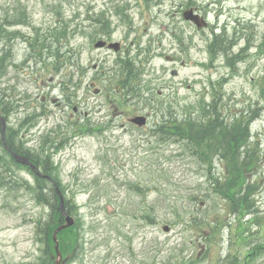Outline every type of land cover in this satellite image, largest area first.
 Segmentation results:
<instances>
[{"label":"rangeland","instance_id":"rangeland-1","mask_svg":"<svg viewBox=\"0 0 264 264\" xmlns=\"http://www.w3.org/2000/svg\"><path fill=\"white\" fill-rule=\"evenodd\" d=\"M177 1L147 6L152 32L164 22L171 25L173 18L178 21L173 14ZM101 2L0 0L4 136L30 156L47 159L51 175L64 189V200L72 204L74 224L56 233L63 264H233L229 252L237 249L243 256L246 247L230 241L237 233L233 236L228 228L218 243L214 233L219 230L209 226L222 202L209 191L205 167L192 157L188 145L167 139L154 125L170 113L200 117L209 104L225 114L257 107L259 116L251 129L264 149V110L258 107L264 85V0H223L208 8L215 32L232 34L228 52L220 50L218 41L215 56L210 55L207 44L215 32L209 29L192 41L184 37L192 31L186 23L176 24L174 33H162L152 44L166 53L172 46L182 48L184 41L186 51L175 62L166 60L164 53L152 55L151 47L138 51L149 37L139 8L117 14L115 4L106 6L114 12L107 17L116 38L124 39L126 25L135 18L143 33L139 42L134 39L130 45L127 36L120 54L95 48L97 26L88 19L91 10L99 14L105 6ZM60 32L66 34L57 40ZM130 58L145 66L144 75L134 80L133 94L109 93L108 101L87 86L93 81L97 87L113 88L121 60ZM173 66L176 75L170 73ZM42 94L61 103L49 97L41 101ZM141 112L149 116L147 126L126 122V115ZM0 143V264H40L46 253L56 257L55 241L44 240L39 230V221L48 220L50 212L35 199L31 170L9 162L1 132ZM260 188L257 200L264 209V180ZM164 224L169 225L167 231ZM252 264H264V254Z\"/></svg>","mask_w":264,"mask_h":264},{"label":"trees","instance_id":"trees-1","mask_svg":"<svg viewBox=\"0 0 264 264\" xmlns=\"http://www.w3.org/2000/svg\"><path fill=\"white\" fill-rule=\"evenodd\" d=\"M126 66L130 64L126 63ZM124 69L130 77L131 69L128 67ZM126 81L128 80L124 79L121 82ZM260 88L262 97L260 106L264 110V85ZM256 108L250 107L233 114H225L214 104L210 107L206 105L203 106L200 117L186 114L184 118L177 119L170 113L159 125V129L170 134L174 140L184 141L189 146L192 157L204 165L209 191L217 193L222 202V208L216 213V217L209 219V226L220 232L226 224L232 232L237 233L236 236L233 233L234 238L231 242L246 247L243 256L238 253L232 255L233 262L254 259L264 254V209H261L257 200L264 180V149L251 129L253 120L259 116L260 108ZM254 110L257 111L252 112ZM7 144L13 148L10 142ZM10 161L19 164L13 157ZM43 162V172L50 174L52 167H49L48 160L44 158ZM3 169L10 171L9 168ZM36 181L32 191L35 199L38 203L48 206L50 212L48 220L44 223L39 221V230L44 240L51 243L53 230L63 222L64 216L59 206L56 187L38 176ZM56 184L63 192L64 189L58 180ZM65 207L68 213H73L71 202L66 200ZM220 217H225V221L221 222ZM61 233L62 231L59 235ZM214 234L219 237L216 232ZM216 236L212 239L214 240ZM219 240L218 238L217 241ZM61 243L60 241V249ZM42 258L40 264L52 263L50 252Z\"/></svg>","mask_w":264,"mask_h":264},{"label":"flooded vegetation","instance_id":"flooded-vegetation-1","mask_svg":"<svg viewBox=\"0 0 264 264\" xmlns=\"http://www.w3.org/2000/svg\"><path fill=\"white\" fill-rule=\"evenodd\" d=\"M161 1L163 2V0H161ZM217 1L221 2L223 0H181V1L178 0L177 3H176V9H175V12H174V14L177 15V17L179 18L178 21L173 19V23H171V25L170 24L166 25V24L162 23L161 26H164V27H161L160 29H158V32L174 33L176 31V29H177L176 24L182 22V23H186L187 25L192 27V31L188 34L187 37H186V35L184 36V34L182 33L183 36L185 37V39L186 40H191L192 38H196V36H197V34L199 33L200 30L191 21L185 20L183 18V12L186 9H192L194 13H197L200 16H202L205 19H207L208 25H207L206 28L209 29L210 32L211 31L215 32L217 25L212 23L210 21V19L207 17V10H208V8H211V5L212 6H216L217 5V3H216ZM153 3H156L157 5L160 4L159 0H103V4H105L107 6L115 4L116 7L114 8V11H116V12H118L119 8L124 9V10H129V9H132V8L135 9L136 6L140 7V9L141 8H146L148 5H151ZM104 8H105V9H103L104 11L99 13L100 14L99 17H97L96 19L95 18H89L88 20L91 21V25H96L97 26L94 29V31H96V34H97L98 38H101V39L106 41V45L104 47H102L101 49H106L107 51L111 52V49L107 47V43H109L110 41H116L117 38L114 35L116 32L111 30L112 29L111 28V23H110V21H109V19L107 17L109 11L107 10V7L104 6ZM151 22H152V20H150V26H151ZM136 23L137 22L135 21V18H134L133 20H130V23H128L129 27L125 24L126 25V29H127V32H126L127 35H125L124 39L123 38H119V42L121 43L120 46H119V50H121V52L125 51V40H126L127 36H129L131 38L130 42H131L132 45L134 43V39L137 40V39L140 38V36H142V30H141L140 24L136 25ZM89 26L90 25H88V27ZM142 29L145 32L147 31L146 27H143ZM113 30H116V29H113ZM211 34H212L213 39L215 41H219L218 39H219L220 36L217 33L214 35V33L211 32ZM159 37H161V34L156 36V38H159ZM173 39L176 41V44H177L178 38L175 35H173ZM181 39L182 38H180V40ZM182 42H183L182 43V48H178V47L173 48L174 46H172V50H170V51L168 50L166 54L164 52H162V53H164V55L168 54L172 58L182 57L183 56V52L186 51L184 49L185 48L184 41H182ZM93 68H97V67L94 66ZM41 83H43V79H42ZM48 97H49L48 94L40 95L41 101L47 100ZM52 99H54V98H50L51 101H52ZM60 103L61 102L58 101V100H56V102H55L56 105H59ZM73 110L75 111L74 112L75 115L78 114V112H76L77 111L76 107L73 108ZM132 115H133V113H130L129 115H126V122L128 124H131V125H133V123L130 120ZM134 115H136V114H134ZM83 123L85 124L84 121H83ZM1 139H2V137H1ZM4 139H5V142H6V136H4ZM8 142H10V140ZM20 147L21 146L15 147L16 148L15 150H17V152L22 150V149H20Z\"/></svg>","mask_w":264,"mask_h":264},{"label":"water","instance_id":"water-1","mask_svg":"<svg viewBox=\"0 0 264 264\" xmlns=\"http://www.w3.org/2000/svg\"><path fill=\"white\" fill-rule=\"evenodd\" d=\"M103 43H104V41H98V42L96 43V46H101V45H103ZM111 45H114V43L111 44ZM134 120H135L136 122H138V123H142V122L144 121V118L141 117V116H138V117L134 118ZM20 160H21L23 163H29V161H28V159H27L26 157H20ZM30 165H31V167H33L32 164H30ZM60 203H61L62 210L64 211V208H63V198H62V197H60ZM65 221H66V222H65L64 224L58 226V227L55 229V231H54V233H53V238H54V239L56 238V233H57L58 230H60L62 227H67V226H69V225H71V224L73 223V218H72L71 216L67 215V216L65 217ZM163 228H164L165 230H168L169 227H168L167 225H165V226H163ZM56 249H57V244H56ZM57 254H58V256L60 257V253H59L58 250H57ZM56 264H60V258L57 259Z\"/></svg>","mask_w":264,"mask_h":264}]
</instances>
